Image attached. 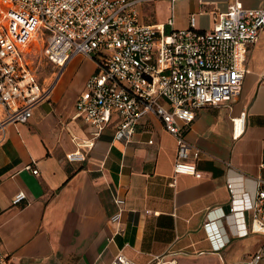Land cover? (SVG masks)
Here are the masks:
<instances>
[{"label": "crops", "instance_id": "1", "mask_svg": "<svg viewBox=\"0 0 264 264\" xmlns=\"http://www.w3.org/2000/svg\"><path fill=\"white\" fill-rule=\"evenodd\" d=\"M234 1L160 0L142 4L141 19L164 23L171 31L188 28L196 13L197 28L208 30L214 26L213 11H226ZM240 1L247 8L264 7V0ZM171 17L173 25L168 24ZM246 64L249 72L232 101L200 108L190 125L180 124L188 143L201 150L200 159L189 162L202 177L178 174L174 185L177 139L153 114L141 119L129 143L115 139L118 120H113L92 150L78 147L93 132L75 116V106L96 70L94 59L77 55L60 75L41 76L50 82L55 75L51 99L36 106L27 123L9 124L0 143L3 264H111L119 251L138 264L156 256L176 258L178 264L247 259L264 242L260 234L238 236L250 227L251 213L222 221L228 241L219 251H214L205 228L210 216L229 213L228 181L237 194L254 198L258 180H264V28L249 47ZM243 111L244 132L235 138L232 118ZM77 150L85 158L69 160L67 154ZM21 191L26 198L15 204ZM117 197L125 200L123 233L113 220L121 211Z\"/></svg>", "mask_w": 264, "mask_h": 264}, {"label": "built area", "instance_id": "2", "mask_svg": "<svg viewBox=\"0 0 264 264\" xmlns=\"http://www.w3.org/2000/svg\"><path fill=\"white\" fill-rule=\"evenodd\" d=\"M158 1L0 0V143L9 124L27 123L35 107L51 99L54 80L41 77L44 63L59 67L60 75L74 57L83 55L94 59L96 70L77 98L75 116L93 132L78 147L92 150L113 120H118L115 139L129 143L141 119L153 114L177 139L172 184L182 173L201 178L196 164L189 162L200 159L201 150L188 143L180 124L190 125L198 109L227 104L240 93L249 72L248 49L264 28V7L247 8L235 0L226 11H213L212 29H198L194 13L188 28L167 31L164 23L148 24L141 19L142 4ZM168 24H174L173 17ZM245 122V111L232 118L235 138L243 134ZM67 158L85 156L77 150ZM258 182L259 189L251 198L244 192L237 194L235 184L228 181L229 213L222 210L205 223L214 251L227 244L220 225L229 216L251 213L250 227L238 231V236H264V180ZM25 198L21 191L13 202ZM115 202L121 210L125 200L117 197ZM121 217L122 210L113 217L119 223L118 233L124 232ZM5 261L0 249V264ZM111 264L138 263L119 251ZM147 264L178 262L156 256ZM235 264H264V242Z\"/></svg>", "mask_w": 264, "mask_h": 264}, {"label": "rangeland", "instance_id": "3", "mask_svg": "<svg viewBox=\"0 0 264 264\" xmlns=\"http://www.w3.org/2000/svg\"><path fill=\"white\" fill-rule=\"evenodd\" d=\"M57 71H59V67H55V66L45 62L44 63V68H42V72L41 73H42V76L44 77V76H50V74L52 72H57ZM54 77H55V75H51V77H50V79H48V81H51V79H53ZM80 78L81 77H80V73H79V74H77L75 76V83H78Z\"/></svg>", "mask_w": 264, "mask_h": 264}]
</instances>
